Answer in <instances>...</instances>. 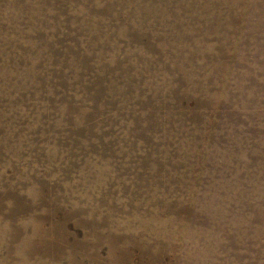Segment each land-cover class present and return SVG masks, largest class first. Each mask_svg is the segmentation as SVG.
<instances>
[{"label": "rangeland", "instance_id": "obj_1", "mask_svg": "<svg viewBox=\"0 0 264 264\" xmlns=\"http://www.w3.org/2000/svg\"><path fill=\"white\" fill-rule=\"evenodd\" d=\"M263 164L264 0H0V264H264Z\"/></svg>", "mask_w": 264, "mask_h": 264}, {"label": "bare ground", "instance_id": "obj_2", "mask_svg": "<svg viewBox=\"0 0 264 264\" xmlns=\"http://www.w3.org/2000/svg\"><path fill=\"white\" fill-rule=\"evenodd\" d=\"M211 4H212V3H211ZM259 6H260V5H259ZM210 10H211V9H210ZM203 12H204V11H203ZM78 15H79V14H78ZM81 16H82V14H81ZM81 16H80V17H81ZM152 20H153V19H152ZM151 22H152V21H151ZM153 23H154V22H153ZM215 24H216V23H215ZM77 25H78V24H77ZM153 25H154V24H153ZM178 25H179V24H178ZM154 26H155V25H154ZM155 27H156V26H155ZM128 28H129V27H128ZM133 28H134V27H133ZM175 28H176V27H175ZM126 29H127V28H126ZM251 29H252V28H251ZM75 30H77V29H75ZM86 30H87V29H85V31H86ZM83 31H84V30H83ZM125 31H126V30H125ZM195 31H196V28H194V27L191 28V25H190V26H189V29H188V30L186 31V33H185V34H187V35L181 34V32L179 33V34L181 35V36H180V39H181V40H183L184 38L191 39V36H192V34H195ZM86 32H87V31H86ZM123 32H124V31H123ZM193 32H194V33H193ZM197 32H198V31H197ZM78 33H79V32H78ZM93 33H94V32H93ZM123 34H124V33H123ZM83 35H86V34H83ZM124 35H125V34H124ZM124 35H123V36H124ZM160 35H161V34H160ZM54 36H55V35H54ZM91 36H92V35H91ZM132 36H133V35H132ZM193 36H195V35H193ZM80 38H81V37H80ZM83 38H84V37H83ZM83 38H82V39H83ZM87 38H88V37H87ZM51 39H53V38L51 37ZM193 39H194V37H193ZM193 39H192L191 41L193 42V44H195L194 46H197V45H196V40H193ZM203 39H204V38H203ZM41 40H42V39H41ZM54 40H55V39H54ZM191 41H190V42H189V41H186V42L189 44V43H191ZM57 42H58V41H57ZM116 42H117V41H116ZM162 42H163V41H162ZM45 44H46V43H45ZM47 44H48V43H47ZM58 44H59V43H58ZM88 44H89V43H88ZM226 44H227V43H226ZM89 45H90V44H89ZM191 46H192V44H191ZM194 46H193V47H194ZM200 46H201V45H200ZM202 46H203V45H202ZM188 47H189V46H188ZM191 48H192V47H191ZM52 49H53V48H52ZM189 49H190V48H189ZM47 50H48V49H47ZM50 50H51V49H50ZM190 50H191V49H190ZM180 54H181V53L176 54V62H177L176 64H177L178 66H180V64H181V58H182V57H180V56H181L183 53H182L181 55H180ZM53 56H54V55H53ZM79 56H80V55H79ZM184 56H185V55H184ZM234 56H235V55H234ZM69 57H70V56H69ZM186 57H187V56H186ZM189 57H190V56H189ZM59 58H60V57H59ZM71 58H72V55H71ZM184 58H185V57H184ZM192 58H193V57H191V60H193ZM38 59H39V58H38ZM55 59H56V58H55ZM72 59H73V58H72ZM194 59H195V58H194ZM40 60H42V59L40 58ZM53 60H54V59H53ZM57 60H58V59H57ZM48 61H49V60H48ZM51 61H52V60H51ZM62 61H63V60H62ZM68 61H69V60H68ZM182 61H183V60H182ZM38 62H39V61H38ZM64 62H65V61H64ZM64 62H63V63H64ZM70 62H71V61H69V63H70ZM81 62H82V59H81ZM138 62H139V61H138ZM192 62H193V61H192ZM47 63H48V62H47ZM63 63H62V64H63ZM72 63H73V62H72ZM72 63H71V64H72ZM188 63H190V62H188ZM64 64H65V63H64ZM186 64H187V62H186ZM44 65H45V64H44ZM46 66H47V64H46ZM48 66H49V65H48ZM72 66H73V64H72ZM67 67H69V66H67ZM175 88H176V87H175ZM164 91H165V90H164ZM178 102H179V101H178ZM169 107H170V106H169ZM207 111H208V110H207ZM249 113H250V112H249ZM235 115H236V114H235ZM256 117H257V116H256ZM184 126H185V125H184ZM176 133H177V132H176ZM114 141H115V140H114ZM164 144H165V143H164ZM169 147H170V146H169ZM135 152H136V151H135ZM203 163H204V162H203ZM223 163H224V162H223ZM243 163H244V162H243ZM245 163H246V162H245ZM259 163H260V162H259ZM177 164H179V163H177ZM206 164H207V163H206ZM206 164H205V165H206ZM241 164H242V163H241ZM172 165H173V164H172ZM180 165H182V164H180ZM210 165H212V164H210ZM263 165H264V164H263ZM169 166H170V165H169ZM175 166H176V165H175ZM194 166H195V165H194ZM198 166H199V165H198ZM214 166H215V165H214ZM215 167H217V166H215ZM242 167H244V166H242ZM204 168H205V167H204ZM211 168H212V167H211ZM225 168H226V166H225ZM225 168H224V169H225ZM176 169H177V168H176ZM222 169H223V168H222ZM208 170H209V169H208ZM215 171H217V170H215ZM229 171H230V170H229ZM232 171H234V170H232ZM260 171H263V170L260 169ZM217 172H218V171H217ZM219 172H221V171H219ZM223 172H224V171H223ZM225 172H226V170H225ZM239 172H240V171H239ZM239 172H237V173H239ZM254 172H257V171H254ZM214 173H215V172H214ZM214 173H213V174H214ZM227 173H228V172H227ZM242 173L244 174V172H242ZM258 173H259V172H258ZM210 174H211V173H210ZM231 174H232V173H231ZM239 174H240V173H239ZM239 174H238V175H239ZM255 174H257V173H255ZM207 175H208V174H207ZM222 175H224V174H222ZM259 175H261V174L259 173ZM216 176H217V175H216ZM224 176H225V175H224ZM239 176H240V175H239ZM239 176H238V177H239ZM254 176H255V175H254ZM261 176H262V175H261ZM261 176H260V179H261ZM242 177H243V176H242ZM216 178H217V177H216ZM239 178H240V177H239ZM246 178H247V177H246ZM246 178H245V179H246ZM262 178H263V177H262ZM240 179H241V178H240ZM247 179L250 180V178H247ZM214 180H215V178H214ZM253 180H255V179H253ZM258 180H259V179H258ZM262 180H263V179H262ZM246 181H247V180H246ZM256 181H257V180H256ZM256 181H255V182H256ZM247 182H248V181H247ZM251 182H252V180H251ZM260 182H261V181H260ZM223 183H224L223 181H218V180L210 181V182H208L207 185H206V190H207V191H214V189H215L216 186H217V187H219V186L221 187V186L223 185ZM256 183H257V182H256ZM252 184H253V183H252ZM253 186H256L255 183H254ZM260 187H261V186H260ZM262 187H263V186H262ZM225 188H227V187H225ZM253 188H254V187H253ZM257 188H258V187H257ZM218 189H219V188H218ZM222 189H223V188H222ZM261 189H262V188H261ZM219 190H221V189H219ZM223 190H225V189H223ZM241 190H242V188H241ZM255 190H256V188H255ZM217 191H218V190H217ZM242 191H243V190H242ZM257 191H258V190H257ZM257 191H256V192H257ZM260 191H261V190H260ZM260 191H259V193H260ZM222 192H223V191H222ZM224 192H225V191H224ZM226 192H227V191H226ZM228 192H230V191H228ZM240 192H241V191H240ZM261 193H264V192H261ZM261 193H260V194H261ZM221 194H222V193H221ZM224 194H225V193H224ZM224 194H223V195H224ZM226 194H227V193H226ZM226 194H225V195H226ZM65 195H66V194H65ZM191 195H192V194H191ZM199 195H200V194H199ZM206 195H207V194H206ZM229 195H230V194H229ZM263 195H264V194H263ZM263 195H262V196H263ZM194 196H195V195H194ZM239 196H240V195H239ZM202 197H203V196H202ZM212 197H214V196H212ZM212 197H211V198H212ZM229 197H231V195H230ZM246 197H248V196H246ZM263 197H264V196H263ZM263 197H262V198H263ZM196 198H197V197H196ZM200 198H201V197H200ZM200 198H199V199H200ZM203 198H204V197H203ZM211 198H210V199H211ZM232 198H233V197H232ZM236 198H237V196H236ZM210 199H209V200H210ZM213 199H214V198H213ZM227 199H228V196H227ZM233 199H234V198H233ZM244 199H245V198H244ZM244 199H243V200H244ZM246 199H247V198H246ZM263 199H264V198H263ZM224 200H225V199H224ZM239 200H240V198H239ZM247 200H248V199H247ZM250 200H251V199H250ZM257 200H258V199H257ZM200 201H201V200H200ZM205 201H206V200H205ZM207 201H208V200H207ZM214 201H215V200H213V202H214ZM222 201H223V200H222ZM232 201H233V200H232ZM232 201H231V202H232ZM237 201H238V200H237ZM263 201H264V200H263ZM208 202H212V201H208ZM239 202H240V201H239ZM244 202H245V201H244ZM196 203H197V202H196ZM206 203H207V202H206ZM214 203H215V202H214ZM214 203H213V205H214ZM232 203H233V202H232ZM234 203H236V202H234ZM234 203H233V204H234ZM194 204H195V203H194ZM236 204H237V203H236ZM196 205H197V204H196ZM196 205H194V206H196ZM209 205H210V204H209ZM239 205H240V204H239ZM242 205H243V203H242ZM259 205H260V204H259ZM190 206H191V205H190ZM200 206H202V205L200 204ZM214 206H215V205H214ZM236 206H237V205H236ZM248 206H250V205H248ZM248 206H247L246 208H248ZM261 206H262V205H261ZM192 207H193V206H192ZM206 207H208V206L206 205ZM221 207H223V206H221ZM221 207H220V208H221ZM237 207H238V206H237ZM240 207H241V205H240ZM250 207H252V206H250ZM197 208H198V206H197ZM225 208H226V207H225ZM202 209H203V207L201 208V210H202ZM209 209H211V208H209ZM213 209H214V207H213ZM226 209H228V208H226ZM251 209H252V208H251ZM258 209H259V208H258ZM261 209H262V208H261ZM261 209H260V211H261ZM199 210H200V209H199ZM199 210H198V211H199ZM201 210H200V211H201ZM206 210H207V209H206ZM222 210L225 211L223 208H222ZM235 210H236V209H235ZM235 210H234V211H235ZM243 210H244V208H243ZM247 210H248V209H247ZM226 211H227V210H226ZM228 211H229V210H228ZM244 211H245V210H244ZM244 211H243V212H244ZM251 211H252V210H251ZM260 211H259V212H260ZM57 213H58V212H57ZM226 213H227V212H226ZM240 213H241V212H240ZM245 213H246V212H245ZM245 213H244V214H245ZM247 213H248V211H247ZM263 213H264V212H263ZM242 214H243V213H242ZM68 215H69V214H68ZM248 215H249V214H248ZM240 216H243V215H240ZM210 217H212V216H210ZM243 217H245V216H243ZM243 217H242V218H243ZM10 219H11V218H10ZM246 219H248V216H247ZM207 220L209 221V219H207ZM210 220L212 221V218H211ZM216 220H217V219H216ZM233 220H234V219H233ZM8 221H9V220H8ZM85 221H86V220H85ZM102 221H103V220H102ZM263 221H264V220H263ZM74 222H75V221H74ZM83 222H84V221H83ZM213 222H214V221H213ZM230 222H231V221H230ZM230 222H229V223H230ZM11 223H12V222H11ZM214 223H215V222H214ZM153 225H154V224H153ZM246 226H247V225H246ZM14 229L17 231L16 228H14ZM99 231H100V230H99ZM122 235H123V234H122ZM12 237H13V236H12ZM68 237H69V236H68ZM93 237H94V236H93ZM17 238H18V237H17ZM194 239H195V238H194ZM228 242H229V241H228ZM124 245H125V244H124ZM85 246H86V245H85ZM123 248H124V247H123ZM112 249H113V248H112ZM126 249H127V248H126ZM25 253H26V252H25ZM151 253H152V252H151ZM125 254H126V253H125ZM211 255H212V254H211ZM74 256H75V255H74ZM119 262H120V261H119ZM126 262H127V261H126ZM114 263H115V262H114Z\"/></svg>", "mask_w": 264, "mask_h": 264}]
</instances>
